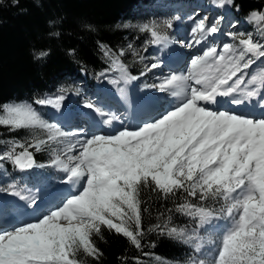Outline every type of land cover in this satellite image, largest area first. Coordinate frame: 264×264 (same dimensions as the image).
Here are the masks:
<instances>
[{"label":"snow or ice","instance_id":"6c2138e0","mask_svg":"<svg viewBox=\"0 0 264 264\" xmlns=\"http://www.w3.org/2000/svg\"><path fill=\"white\" fill-rule=\"evenodd\" d=\"M214 2L237 12L241 8L236 0ZM222 19L196 22L191 29L194 44L220 33ZM246 19L257 27L259 39L246 31L222 33L231 42L213 43L193 54L186 73L158 76L159 83L145 84L174 97L175 103L135 128L69 131L44 118L30 103L0 104V128L31 134V139L23 141L0 139L6 146L0 162L21 172L42 168L45 165L37 164L35 153L47 150L49 166L63 172V182L73 186L68 196L46 210L39 208L34 197L17 190L15 183L2 189L34 206V219L0 226V264H83L80 254L98 261L103 253L94 237L103 239V229L142 250L145 191L157 199L183 197L168 211L195 222L189 230L174 226L167 216L149 232L191 243L201 239L199 229L224 221L215 227L217 239L209 241L215 245L211 260L193 257L188 264H264V10H253ZM172 26V20L151 21L139 30L150 35V43L167 46L171 41L166 29ZM101 50L110 61L109 70L119 73L110 83L139 79L122 61L123 49L117 54L101 45ZM47 55L39 51L36 58ZM160 67L159 61L145 65L140 75ZM69 90L61 88L59 95L35 103L60 110L63 93ZM219 98H228L232 105L257 103L243 114L218 107ZM84 107L106 116L105 125L112 126L118 119L91 101ZM256 108L262 110L259 115L252 114ZM201 248V243L195 244L196 252ZM135 264L141 261L136 259Z\"/></svg>","mask_w":264,"mask_h":264},{"label":"trees","instance_id":"16d2710c","mask_svg":"<svg viewBox=\"0 0 264 264\" xmlns=\"http://www.w3.org/2000/svg\"><path fill=\"white\" fill-rule=\"evenodd\" d=\"M178 1L185 4L190 0H18V3L0 0V104L27 102L39 109L37 99L61 88L90 94L94 90L92 79L103 71H111L101 45L117 54L123 49L122 61L131 75L139 76L142 69L137 68L136 57L131 62L127 59V50L140 53L148 48L151 37L137 27L163 21L165 17L170 19L176 13ZM236 3L241 6L239 12L232 9L237 21H246L253 10H264V0H236ZM39 51L48 55L37 59ZM82 72L91 80H84ZM13 138L23 141L31 139V134L28 130L9 133L0 128V139ZM5 147L0 144V152ZM35 159L37 164L45 165L39 168L42 176L51 175L49 151L36 152ZM0 165V190L12 183L21 191L26 184H42L38 174L31 173L29 180H25L15 174L10 163L4 161ZM142 199L145 201L142 208L147 207L142 213L143 249H136L127 238L103 229V239L94 237L103 255L97 261L80 254L83 264H135L136 259L141 264H188L196 257L195 244L203 246L206 225L198 231L201 239L191 243L148 231L167 216L172 217L174 226L195 228L189 217L168 211L182 202L183 197L157 199L155 194L145 191Z\"/></svg>","mask_w":264,"mask_h":264},{"label":"rangeland","instance_id":"374dc122","mask_svg":"<svg viewBox=\"0 0 264 264\" xmlns=\"http://www.w3.org/2000/svg\"><path fill=\"white\" fill-rule=\"evenodd\" d=\"M193 1L196 5L194 4L190 5L188 10L185 13H182L185 15L184 17L177 16L175 18H178V19H174L172 17L174 16L175 13H173L172 17L170 19H167V20H172L173 22V26L170 29H166V32L169 35L174 34L173 39L170 40L171 41L170 46L162 47V46H156V44L155 45L153 44V46L150 47L151 52H147V50L145 49H143L140 53H138L137 50H134L132 52L130 50H127L129 51V57L127 59L131 62L133 60L132 58L136 57L134 60L137 61L138 69H144L145 65H150L151 63H155L157 61H159L161 64V67L159 69H154L151 72H148L145 75V78H144L145 80H142V82L140 83L138 87H133L131 85V81L128 83H124L121 80L118 83L119 87L123 85L128 87L130 89L129 93L132 94L133 96L139 95L141 93H146L150 96L156 97V105L154 104V106L152 107H142L140 110L137 111L136 113L137 121L133 120L132 122V124H135L136 126L145 120H149L155 116H158L160 112L164 111L165 109L170 108L175 103L174 97L169 96L167 93L159 92L157 89H154V88H146L144 87L145 84L159 83V81L157 80L158 76H167L169 74L186 73L188 64L190 62V58L193 54H195L198 51H201L204 47L210 44H213V43L219 46L224 42H231V39L228 36L222 35L223 33L222 31H224V33L246 31V32L251 33L256 38L258 39L260 38V34H258L259 32L257 31V27L254 24H250L248 20L241 24L238 23L237 21H234L232 12L229 10V8L217 7L214 0H193ZM221 16H223V19L221 20L219 24L221 32L215 34V36L208 37L207 40L202 42V44H199V45L194 44L191 29L195 26V23L205 18L207 22L211 23L212 21H214L215 19ZM227 21L229 22L228 26H227V23H228ZM159 22H162V21H159ZM141 25L137 27L138 30ZM188 43H193L194 46L193 47H183L182 46V44H188ZM134 53H138L139 55H134ZM141 56L144 57L143 61L140 60ZM165 56H169L170 62L168 59L164 58ZM103 73L104 75L99 74L97 76V80L95 82V86L97 87L96 89L97 91H101V93L100 92L98 93L101 95V97L105 99L106 102L109 99L110 105L113 104L111 101L119 105L117 110H115V112H110V111L109 112L115 117H118L117 120L123 119L124 116H121V113H123V109L121 108V105L119 104V102L112 96V93L110 91V89L113 88V85L115 86L117 85V84L110 83V81L112 79H117L119 73L118 72H113V73L103 72ZM134 86H135V83H134ZM102 91L105 92V94ZM59 94L60 93H58L57 95ZM63 94L65 95V97H67L64 100L65 107H64V113L62 114V117L64 118V120L60 121L58 119L51 118L54 121H59L58 123L57 122H52V123H57L58 126L63 127L65 130L80 131L84 129V131L87 132L85 128L80 127L84 123L83 119L87 118L85 115L82 114L81 111H83L86 114V112L90 108H84L83 110H81V106H77L74 104V100L75 98H77V93L75 92L66 93L65 92ZM102 94H104V96H102ZM55 96H48V97H55ZM107 96H109L110 98H107ZM95 97H96V94L94 92V94L90 98L84 99L83 100L84 102H82L81 104H85L86 101H91L95 106L99 105L101 102L97 101ZM229 104L230 103L228 102L226 103L224 102V104L221 103V108H224V105H225V108L231 109L232 105H229ZM67 106L69 108L68 110L66 108ZM46 107L47 106L44 107L45 112L41 114L44 116V118L48 119L51 122L52 120H50V117L53 116V114L57 116L58 112H53V110H51L49 107L47 108ZM96 123L100 124L101 121H98ZM128 123H129L128 121L123 120V125L119 127L118 129L122 127L132 128L130 127L132 125L130 124L128 125ZM89 128L100 130V127H94L93 123L91 124V127ZM105 131L106 133L110 132L107 130ZM92 132H100V131L93 130ZM32 170H35V168ZM16 172L21 173L22 176H25L27 173V171L21 172L17 169H16ZM34 172L38 173L37 170H35ZM56 172L58 173L59 177H62L58 181L60 183L56 182L54 185H50V183L47 184L48 187H43L42 192L39 196L34 195V194L27 195V197H34L36 200H40L37 203V205L39 206L41 210H46L49 207H52L54 204L60 203L61 199L69 195V189L73 187L72 185H68L67 183L63 182L65 180V174L63 172L55 168L54 173ZM56 176L57 174L54 177ZM45 181H48L47 178ZM2 194H6V193L0 192V195ZM8 196H10L12 199L8 201H2L0 198V226L11 227L12 225L17 224L23 220H31L30 215L34 211V206H29L28 202L24 200L22 201V203H20V198L17 196H13L10 193L8 194ZM15 211L21 215L15 216L14 215ZM3 221L6 222V225L2 223ZM218 235L219 233L215 231V227L212 228L211 234L209 235V241L216 240ZM214 247L215 245L211 243V245L208 246V249L200 252V255H203L208 260H211L212 258L211 250L214 249ZM205 254H207V256H205Z\"/></svg>","mask_w":264,"mask_h":264},{"label":"bare ground","instance_id":"6f19581e","mask_svg":"<svg viewBox=\"0 0 264 264\" xmlns=\"http://www.w3.org/2000/svg\"><path fill=\"white\" fill-rule=\"evenodd\" d=\"M156 46L168 47V46H170V43L167 46H165V45H156ZM164 58H166L168 60L170 59L169 56H165ZM169 62H170V60H169ZM134 83H135L134 81H131V85L133 87H135ZM121 88H123L125 90L124 93H122L120 91ZM129 90L130 89L127 88L125 85H123L121 87L113 85V88L110 89L112 96L119 102V104L121 105V108L123 109V113H121V116H124V118L122 117L123 119H120V120L116 119L113 121L112 126H108L102 122L104 119L107 118L106 116H102L103 117L102 118L101 115H99L95 110L88 109V111L86 112V116L89 119L88 123L90 125L92 123H93V125H99V126H94V127H100V128L102 127L104 130L112 132V131L117 130L119 127H121L123 125V120L124 121L126 120L129 122L128 125L130 124V125H132L130 127L134 128L136 125L132 124V122H133V120L137 121L136 120L137 111L140 110L142 107H152V106H154V104L156 105V97L150 96L146 93H141L139 95L133 96L132 94L129 93ZM66 98L67 97H65V99ZM219 99H220V101H227L228 100V98H219ZM63 102H62V106H61L60 110L52 108L51 106H47L51 110H53V112H58L57 117H58V120H60V121L64 120V118L62 117V114L64 113L65 103H63ZM256 103H257V101H255V100L251 101L250 103L246 101L245 104H243V105H234L233 109L236 110L237 106H239V107H242V109H244V112H247V110H248V112H250V111H252V105L256 104ZM229 105H232V104H229ZM84 108H86V107H84V105L81 106V110H83ZM109 115H112V114H109ZM139 116H141V115H139ZM96 121H101V123L100 124L96 123ZM0 198L2 201H8V200L12 199L10 196H8L6 194L0 195ZM22 201L23 200H20V203H22ZM39 201L40 200H37V202H39ZM16 211H18V210H16ZM16 211L14 212V215H21V214H18ZM31 217L34 218L32 215H30V218Z\"/></svg>","mask_w":264,"mask_h":264}]
</instances>
